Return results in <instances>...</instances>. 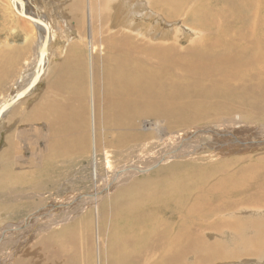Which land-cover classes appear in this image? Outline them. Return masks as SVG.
I'll return each mask as SVG.
<instances>
[{
  "label": "bare ground",
  "instance_id": "6f19581e",
  "mask_svg": "<svg viewBox=\"0 0 264 264\" xmlns=\"http://www.w3.org/2000/svg\"><path fill=\"white\" fill-rule=\"evenodd\" d=\"M143 1L149 10L147 12L134 10L137 5L144 7L138 0H73L70 12L74 11L82 19L86 15L88 38L81 46L87 51V61L82 58L80 44L71 40L74 42L73 46L71 44L67 51H61L63 62H59L60 65L48 73L43 86L42 77L40 81L34 77L38 86L35 89V84L30 90L36 92L42 89L44 92L34 100L29 120L35 124L41 123L43 128L49 124V132L50 126L63 131L64 138L56 146L52 145L60 158L80 150L79 144L91 143L93 177L96 183L97 144L102 143L105 148H116L117 151H122L124 146H136L141 141V126L144 123L152 124L150 131L155 132L158 141L165 144V150L156 162L163 164L176 160L173 165H180L182 172L180 177L170 178L163 174L157 179L163 189L160 193L167 198L165 203L159 196L147 198L153 207L136 214L127 212L130 219H126L121 227L117 226L118 233H114L112 224L104 220L103 224H109L110 229L105 232L103 243L99 235L92 240L87 235L84 238V235L78 233L68 240L69 253L64 258L69 264H77L76 260L80 264L85 261L89 264L90 254L94 257L95 264H210L228 258L245 259L247 255H243L244 251L249 255L262 257L264 123L260 127L244 123L253 119L264 122V0ZM23 2L26 1L18 0L17 8L11 3L17 16L22 18L16 17L21 22L25 18L20 16V10L24 12L27 9L22 5ZM44 2L45 0H37L35 3L33 0L29 4L35 6L37 12H30L36 19L35 24L40 22L46 26L48 54L52 24L48 18L46 22L44 16L38 14L39 11L43 12ZM143 19L149 21L144 24ZM160 21L162 24H159ZM137 22L140 24H136ZM163 23L174 26L179 24L182 30H172L175 27L163 30ZM25 24L32 36L31 46L34 50L35 34L28 20ZM35 30L37 31L36 28ZM40 41L39 37V43ZM36 47L38 57L33 67L35 73L39 68V47ZM30 49L31 47L29 52ZM74 52H77L78 58ZM47 65L45 58L42 73H45ZM26 94H22L14 103ZM19 95L20 93L16 97ZM86 97L91 99L93 110L90 129L78 125V129L85 130L71 132L68 123L76 117L78 121L81 118L76 114L84 117L88 113V106L82 100ZM7 98L6 94L0 105L12 100L14 93ZM80 104L79 109H83L81 112L74 108ZM16 109L19 110L16 116L25 114L23 104L16 106L13 112ZM9 113L10 108L0 119V125L6 129L13 123L12 117L5 123ZM207 121L213 127L197 128ZM178 126L190 129L184 133L175 131L176 133L171 134V128ZM162 128H167V132ZM36 130L27 132L32 136L42 137ZM18 132L14 137L16 142L10 141L12 136L4 140L8 141V146L15 142V147H5L4 152L8 156L10 148L19 149ZM77 132L74 140L72 137L65 138V133L69 137L71 133ZM200 136H206L201 138L210 141L200 142ZM236 145L240 147L238 152H234ZM222 146L230 148L228 151L233 154L240 153L237 155L240 157L223 159L217 157L215 154L219 153L214 151L210 154L203 152L204 148ZM259 150L262 155L256 158L249 155H256ZM244 152L248 153L242 154ZM182 159L189 160L178 162ZM231 159H234L233 163L229 162ZM105 163L107 165V161ZM206 163H209L207 167L210 170L205 172L204 166H201ZM154 164L156 163L149 166ZM144 170L147 167L129 165L119 169V174L118 171L116 174L112 173L107 181L108 186H104L105 197L110 195L115 178H131ZM211 171L216 172L217 179L223 177L224 182L218 180L215 188L209 190L207 174ZM231 182L238 183L232 185ZM193 194L197 196L194 197ZM234 194L243 199L233 202L230 196ZM84 195L88 198L85 201L91 202L96 194H75L71 203L62 202V205L57 203L53 207L37 208L36 212L29 214L17 227L18 232L27 230L25 239L31 243L46 233L56 237L51 232L64 233L67 227L63 223L70 221L72 215L83 214L82 219L89 222L88 226L85 225L86 230L91 234L101 221L97 214L89 215V218L83 210L70 213L71 207L79 199H85ZM192 197L194 203L188 205ZM136 198L140 197L134 196ZM145 199L142 197L140 200L144 202ZM180 200L184 202L180 203ZM91 203L92 206L96 205L95 202ZM247 206L252 209L245 212L246 218L242 217L243 213H235L226 222L224 213ZM120 208V205L115 206V209ZM251 212H255L256 217L249 215ZM99 214L105 215L102 212ZM165 214H169L170 219L163 218ZM59 215L60 218L55 221ZM113 215L117 213L113 212ZM143 223H149L150 226L143 227ZM95 231L100 234L98 227ZM250 232H255L256 238L251 237ZM68 234L67 237H71L73 232L69 231ZM4 238V234L0 233V240ZM36 244L40 245H35L30 258L21 264H68L60 256L67 252L62 251L64 247L56 251L53 249L55 246L52 248L48 242ZM188 259L191 260L188 262Z\"/></svg>",
  "mask_w": 264,
  "mask_h": 264
},
{
  "label": "rangeland",
  "instance_id": "374dc122",
  "mask_svg": "<svg viewBox=\"0 0 264 264\" xmlns=\"http://www.w3.org/2000/svg\"><path fill=\"white\" fill-rule=\"evenodd\" d=\"M25 1L26 2L28 1L27 4L26 2H23L22 5L25 8H27L26 10L28 12L32 11L31 13H37L35 11V6L29 4V3H33V0H25ZM34 2L37 3V0H34ZM72 2L73 0H45V2L42 3V6H44L43 12L39 11L38 13L40 16H44L46 22H48L47 21L48 18L51 24L53 25V26L51 25L50 28L52 33L50 39V46H49L50 49L46 57V62L48 63V65L47 67L45 66L46 70L45 73H42L43 76L42 75L40 76L42 77L41 78L42 86L45 81V78L48 77V73H51L52 69L55 68V66L57 67V65H60L63 62L64 57L61 59L60 53L61 51H67L71 44H72L71 47L73 46L74 42L72 43L71 40L77 41L80 44L82 58L84 59L85 62L87 61V51L85 47L81 46L84 44L86 38H88L86 15H84L82 19V17L75 14L74 11L71 10L70 12L69 9H71L70 6H72ZM138 2H140L144 7L142 8L139 5H137L135 6L134 10H138V12L149 11L148 8L146 7V4H144L143 0H138ZM11 3L13 4V6L16 7L18 4V0H2V1L0 0V44H2L3 42H5L6 44L7 43L18 44L19 47L25 46L26 50L28 51L30 47L32 49L31 46L32 36L29 30L25 28L26 25L25 21L27 20L23 19L24 22L17 20V18L18 19H22V18L17 16V12H15ZM38 9L40 10L39 7ZM132 11H133V7H132ZM29 15L33 16L32 14ZM134 18L136 19V16H134ZM60 20L63 21L60 22ZM148 21L149 19L142 20L144 24H146L145 22ZM136 24H140V22H137ZM159 24H162V22L160 21ZM30 26L32 27L31 29L35 34L34 36L35 42H33L34 50L30 49L31 50L30 57L32 58L31 61H27L28 64L27 67L24 68V70H27V68H30L32 66L34 67L35 61L37 60L38 57L36 56V51H37L36 46L39 47L40 45L39 43L40 36L38 35V32L35 30L36 27L33 26L31 23ZM64 27L66 28L73 27L74 29L65 30L63 29ZM176 28L182 30L179 24H175L174 26L172 24L164 25L163 23V30H171V29L174 30ZM64 32L66 34H64ZM0 53L3 54L6 52L1 51ZM7 53H11V51L7 50ZM74 55L76 58H78L77 52H74ZM12 68H14V66H12ZM24 70L22 71V73L24 72ZM22 78L23 76H21L20 79ZM24 81L25 80H23L22 82L20 81L21 83L19 82V85H21ZM13 85L14 86L10 88V90L12 91L9 90L8 91L9 94L7 92L8 98H10L13 95V93L16 92L13 89L14 87L18 86L16 80L14 81ZM43 92L44 90L42 89H38L36 92H34V100L38 99ZM0 95L4 97V92L1 90H0ZM48 95L51 98L50 92L48 93ZM82 100L84 101L83 104L88 106V109H86L88 113L85 114L84 117L81 116L80 114H76L81 118L80 121H78V118L76 117L75 120L68 123L70 128L69 130L71 132L78 130L80 131L85 130V129H78V125H83L84 127H88L87 130L90 129V124L91 121L93 120L91 99L89 97H86ZM75 105H77V103H75ZM80 106L81 104L75 106L74 108L78 109L77 111L81 112V110L83 109H79ZM6 115L4 116V118L6 117ZM30 116H31V109L30 112L21 116H16V113L13 114V116L8 115L5 119V123L7 124V121L12 117L11 122L13 123L10 126V128L6 129L4 128V126L2 127L0 125V233H3L5 237L3 240H0L1 242L0 264H9L14 262H15L14 264H21V262L23 261L25 262L28 258H30L32 253L35 251V245H40L36 243H41V242L44 243L48 242V244L52 248L53 246H55L53 249L56 251H58L61 247H64V249L61 250L66 252L68 250V243H67L68 240L73 239L75 235H77L78 233H81V236L84 235V238L87 235L92 240H94L95 237L97 239V235H99L100 240L103 243L104 234L105 232H108L110 229L109 224H112L111 228L114 230V233H118L117 226L121 227L122 223L126 222V219L127 221L128 219H130L129 213L127 212H132L136 214L143 209L153 207L150 206L151 204L148 202L150 200H148L147 198L159 196L160 199L163 198V203L166 202L165 200L167 198H164L163 194L160 193V191L163 189L161 188V185H159L157 180L160 178L161 175L165 174L167 176H170V178L180 177L181 175L182 172L181 166L178 165L174 167L173 165L176 160H171L168 162L166 161L163 162V164L162 163L158 164L159 161L156 162L160 157V154L165 150V144L160 143L156 138V133L153 132L152 130L150 131L149 128H152V124L144 123V126L143 125L141 126L142 129L141 141L136 146H128V147L124 146L121 149L122 151H120V149L119 151H117L118 149L116 150V148L115 149L111 147L108 149L105 148V146L102 143H100L101 145L97 144L98 148L96 154V163H97L98 180L96 183L95 178L93 177V172H94L92 167L93 152H91L92 144L89 143L90 146L89 144L88 145L79 144V147L81 145L80 150H77L74 153H70L66 155L64 158H60L55 154V149L52 147V145L56 146L57 142L61 141V139L64 138L63 131L57 130L55 128H52V126H50V132H49L48 131L49 124L43 128L41 123L39 124L37 122L35 124L33 122H30L29 120ZM142 119L147 120V118H142ZM151 119L154 120L153 118ZM25 120H27V122ZM1 122L2 121L0 120V123ZM207 122H202L205 125L199 126L197 128H201L205 126L213 127V124H210L209 121ZM262 123L264 122L253 119L252 121H245L244 124L249 126L256 125L260 127V124ZM37 127L38 130H36ZM171 129H173L172 132L170 130L171 134H174L178 131L184 133V131L190 129V127L185 128L184 126L183 127L178 126V127H172ZM34 130H36L35 132H39L42 135V137L38 138L36 137V135L32 136L27 132V131L32 132ZM162 130L164 132H167V128L166 129L162 128ZM17 132L20 143V144L18 143L19 149L10 148L8 150V152H10L8 156V154H5L4 152L5 147L8 146L7 144L8 141H4V140L6 137L9 138V136H12L10 141H15L14 137H16L15 134ZM77 135L78 132L71 133V135L67 137L65 133V138L67 139L72 137L71 139L74 140L73 137H76ZM143 135L145 136V138ZM165 136L168 135L166 134ZM201 137H206V136H200V138ZM209 141L210 139H204V138L200 139V142L208 143ZM15 142L14 144H12L13 147H15ZM144 143H148V144L144 145ZM12 145H9L8 148ZM134 147L135 150H133ZM225 147L226 146H222L221 148H216V147L204 148L203 152H208L210 154V152L214 151L215 153H219V154H215L217 157L220 156L223 159L240 157L237 156L240 153L233 154L228 151L230 148H225ZM126 148L129 150H127ZM136 148L138 149L136 150ZM239 148H240L239 145H236L234 152H238ZM261 152L262 151L259 150L256 152V155H254L253 153L249 155H252L253 158H256L257 156L262 155ZM247 153L248 152H244L242 154H247ZM14 155L15 158L17 157V160L13 157ZM188 160L189 159L187 160L182 159V160H178V162H188ZM105 161H107L108 166L106 165ZM229 162L233 163L234 159H231ZM152 163H156V164H154L153 166H149ZM207 164L209 163H206L205 165L201 166V168L204 166L203 169L205 172L208 171V169L210 170V168L207 167ZM129 165H135L141 168L147 167V170H144L141 173H136L131 178L126 177V178H122L121 180H117L115 178L110 195L108 197H105L106 193L104 192V189L106 186H108L107 181L110 178V175H112V173L116 174L117 173L116 171H118L119 174L120 173L119 169H122L124 166H129ZM172 165L173 167H170L169 169H164V167L172 166ZM162 169L164 170L162 171ZM222 175L223 174L221 173V176ZM207 177L209 183L207 188L209 190L215 188L214 186L217 184L218 180L224 182L223 177L217 179L216 172L214 173L213 171L208 172ZM238 182H231V184L234 185ZM222 187H226V186L222 185ZM80 193L96 194L94 197L95 199L91 201V202H95L96 205L92 206V203L90 201H85L88 198L86 199L84 195L85 199L84 200L79 199L78 202H76L71 207L70 213L73 212L74 210L75 211L83 210V212L86 213L85 215L88 214L89 218H91L89 215L97 214L98 219H100L101 221L100 224L98 223V225L96 226L94 224L95 226L94 228L97 229L98 227L100 234L95 233L96 231L94 228L91 234L89 233V231L86 230V226L89 225V222L85 218L82 219L83 214H80L79 216H75L76 214L72 215L70 221L66 220V222L63 223V226L67 227V229H64L65 231L64 233L58 234L56 232H51L54 233V235L57 237L56 238L52 236L54 240H50L52 238L51 234L46 233L44 235L37 237L36 239L33 240V243H31L28 242L27 239H25L27 230H24L22 232L20 231L21 234H19L20 232H18L17 227L21 225L22 221L26 219L29 216V214L36 212L37 208L53 207L57 203L61 204L62 202L68 203L70 201L69 203H71L73 196L75 194L77 195ZM174 195L177 196V194ZM134 196L140 198L134 199ZM193 196L196 197L197 195L193 194ZM239 196L240 195L234 194L230 197L233 202L235 201L238 202L243 199V197L241 196L239 197ZM142 197L146 198L144 202H141L140 200ZM182 201L184 202V200H180V203H183ZM193 203H194V198L192 197L189 199L188 205H192ZM116 205H120L122 208L115 209ZM249 209H252V207L251 206L240 207L233 212L224 213L223 217H227L225 218L226 222L230 221V219L234 217L235 213H239V214L243 213L244 216L242 217L246 218L245 212H247ZM100 212L105 213V215L103 216L99 214ZM113 212H116L117 215L114 216ZM126 215L128 218H126ZM249 215L256 217L255 212H251ZM60 216L61 215H59L58 218H55V221H58ZM166 217L170 219L169 214H165L163 216V218ZM104 220H106L109 224H103ZM142 225L143 227L146 228L150 226L149 223H143ZM49 229L52 231V228ZM59 230H61V228ZM69 231L73 232L71 237H67L69 236L68 234ZM8 232H10V234ZM249 235L251 237L256 238L255 232H250ZM261 240H264V238H262ZM77 242H79V240ZM67 253L69 252L67 251L66 253H63L60 256H62L64 263L69 264L68 260L64 258ZM243 255H247V258L239 259V260L237 259L228 260L229 259L228 258L227 260H222V261L220 260L210 264H264V256L262 257L252 256L246 253L245 251L243 252ZM237 256L239 257V255ZM7 257L11 259L8 260ZM190 260L191 259H188V262ZM76 262L77 264H80L79 261L76 260ZM88 263L95 264L94 257H92L91 254L88 258ZM82 264H86V261Z\"/></svg>",
  "mask_w": 264,
  "mask_h": 264
},
{
  "label": "crops",
  "instance_id": "0c3cea01",
  "mask_svg": "<svg viewBox=\"0 0 264 264\" xmlns=\"http://www.w3.org/2000/svg\"><path fill=\"white\" fill-rule=\"evenodd\" d=\"M7 50L11 51V53H7ZM1 51L6 52V53H3V54L0 53L1 55V58H0V90L3 91L4 96H6L7 90H10V88L14 86L13 84H14V81L16 80L18 86L13 88L16 91L14 93V97H16V94L23 91L34 78L35 72L33 71V66L30 68H27V70H24V68L27 67V64H28L27 61H31L32 57H30V52L26 50L25 46L19 47L18 44H13V43L6 44L5 42H3L2 44H0V52ZM12 66H14L15 69L12 68ZM23 70L24 72L22 73ZM21 76H23L22 79H20ZM40 78H39V81H40ZM23 80L25 81L21 85H19V82L20 81L22 82ZM37 84L34 86L35 89L37 87ZM34 92L35 90H30L24 97H22V99L18 100L13 105L14 107L13 106L10 107L9 115L13 116V114L17 113L19 111L18 109H16L15 112H13V110L16 108V106L22 105V104L24 108L23 112L25 114L30 112V109H31V106L34 100ZM0 96H1L0 97V102H1L2 100H4V97L2 95ZM2 104L4 105L5 103H2ZM2 104L0 105V107L3 106Z\"/></svg>",
  "mask_w": 264,
  "mask_h": 264
},
{
  "label": "water",
  "instance_id": "95a60500",
  "mask_svg": "<svg viewBox=\"0 0 264 264\" xmlns=\"http://www.w3.org/2000/svg\"><path fill=\"white\" fill-rule=\"evenodd\" d=\"M24 11V10H23ZM20 16L24 17L26 20H28L30 23H33V25L36 27L37 29V32H38V35L40 36L41 38V41H40V45H39V62H38V65H39V68H38V71L35 73L34 77L35 78H40V76L42 75V72H43V68H42V64H44V60L47 56V47H48V34L46 32V26L44 23H40V22H37L38 24H35L36 22V19H34L32 16H30L27 11H24L22 12L20 10ZM38 27V28H37ZM33 78V79H35ZM34 82H31V84L29 85L28 88H26L25 90L21 91L20 92V95L18 97H15L13 98L12 100H10L8 103L4 104L1 109H0V119H1V116L2 114L8 110L11 106H13L15 103V101L17 99H19L21 97L22 94H26L27 91H29L35 84H36V80H33Z\"/></svg>",
  "mask_w": 264,
  "mask_h": 264
}]
</instances>
